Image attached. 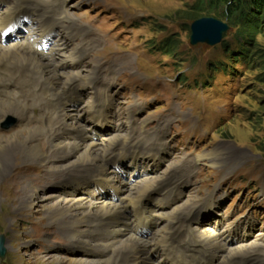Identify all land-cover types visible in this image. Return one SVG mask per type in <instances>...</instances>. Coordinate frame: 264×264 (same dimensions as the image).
<instances>
[{
  "label": "rangeland",
  "instance_id": "1",
  "mask_svg": "<svg viewBox=\"0 0 264 264\" xmlns=\"http://www.w3.org/2000/svg\"><path fill=\"white\" fill-rule=\"evenodd\" d=\"M54 1L32 2L31 7L49 6ZM207 1L67 0L62 10L68 7L74 14L73 22H69L83 31L76 33L66 48L81 45L86 54L83 62L71 58L66 64L68 70L85 66L92 74L97 73L95 80L101 94L96 99L102 96L112 109H119V114L113 115V128L99 130L98 135L117 129L131 138L136 134L152 138L154 131L159 133L162 129L160 142L168 153L162 162L157 160L154 174L160 171L157 175H162L172 168L171 180L185 182L178 189L177 203L167 211L190 202L208 220L203 221V227L220 233L224 240H229L228 245L256 239L264 243V31H258L252 42L244 46L246 60H229L223 42L230 50L239 47L232 37L236 27L226 18L193 10L201 4L207 7ZM209 17L230 25L222 43L215 47L202 43L191 46L192 23ZM226 60L230 68L224 72L217 62ZM106 61L110 63L103 64ZM87 92L82 93L80 101L85 110L94 89ZM17 99L23 107L27 105L26 120L21 122L16 114L7 115L0 122V135L9 137L17 133L25 139L29 133L25 134V130L35 125L43 127L48 119L44 120L30 107L35 100L30 90L24 88ZM41 106L54 109L50 100L43 101ZM89 117L86 110L82 126L88 132ZM128 120L137 121V129L129 131L132 125L129 122L127 129ZM90 125L93 126L92 119ZM188 129L199 133L202 139L195 138L193 142L192 136L187 143L183 142L181 134ZM40 142L47 154L48 141L41 138ZM166 149L160 155L164 156ZM207 154L213 156L216 164H211ZM198 155L206 157L195 163ZM33 160L19 157L0 176V237L5 239L6 250L0 264H82L84 259L92 260L89 252L69 249V239L61 228L63 223H51L48 214L56 203L60 178ZM144 164L137 171L151 169ZM26 165L31 166L22 168ZM117 169L121 179L117 178L123 180L121 190H126L132 181L129 171L122 170V166ZM34 192L44 201L35 200L33 206H20L15 212L17 200ZM60 194L64 195L62 191ZM208 197L212 198L211 206L204 204ZM203 209L207 211L205 216ZM258 250L262 254L264 249Z\"/></svg>",
  "mask_w": 264,
  "mask_h": 264
},
{
  "label": "bare ground",
  "instance_id": "2",
  "mask_svg": "<svg viewBox=\"0 0 264 264\" xmlns=\"http://www.w3.org/2000/svg\"><path fill=\"white\" fill-rule=\"evenodd\" d=\"M43 1L46 0H0V122L15 114L21 122L26 120L27 105L23 107L17 99L24 88L35 95L30 107L48 119L43 127L35 125L25 130V134L29 132L25 139L17 133L0 135V176L24 156L60 178L61 187L48 217L51 223H63L69 249L89 252L92 260L84 259L82 264H264V250L262 254V249L258 250L264 249L262 240L228 245L229 240L220 233L203 227V221L208 220L201 217L202 211L196 205L184 202L167 211L174 218L164 211L176 201L171 197L172 189L178 190L184 181H169L172 168L162 175H157L160 171L154 174L157 160H162L160 153L165 151L160 142H153L158 132L154 131L152 138L139 134L131 138L117 129L98 135V128L110 122V106L103 108L93 98L86 106L93 126L89 132L84 129L86 110L80 101L83 92H97L95 74L85 66L68 70L66 63L71 58L82 60L84 51L81 47L66 48V38L80 31L69 22H73L74 14L68 7L62 10L67 0L31 7L32 2ZM44 8L56 11L46 15ZM58 17L69 25L53 23ZM57 31L60 35L54 37ZM50 40L54 46L45 47ZM37 100L41 104L52 101L54 111L43 109ZM40 137L50 145L47 154ZM204 157L198 155L194 162ZM207 158L216 164L213 156L207 154ZM143 161L151 163V169L137 171ZM120 166L129 171L132 179L126 190H121ZM22 197L17 200L15 212L20 206H33L35 200L44 201L36 192ZM207 199L204 204L211 206ZM3 202L6 203L4 199ZM203 212L205 216L207 211ZM193 222L198 226L193 227Z\"/></svg>",
  "mask_w": 264,
  "mask_h": 264
},
{
  "label": "trees",
  "instance_id": "3",
  "mask_svg": "<svg viewBox=\"0 0 264 264\" xmlns=\"http://www.w3.org/2000/svg\"><path fill=\"white\" fill-rule=\"evenodd\" d=\"M205 4L208 9L201 4V6L197 5L193 10L196 12L198 10L197 14L202 11L208 13V15L226 18L229 24L236 27V32L232 34V37L239 47L235 50L227 49L228 44L225 41L223 42V47L229 60L233 62L240 61L247 49L244 46L248 42H252L254 34L258 33V31H264V26H261L264 25L261 24L264 23L262 22L264 21V0H208ZM243 59L246 60V57ZM217 63H220L218 66L224 72L230 68L228 67L230 65L228 60Z\"/></svg>",
  "mask_w": 264,
  "mask_h": 264
},
{
  "label": "water",
  "instance_id": "4",
  "mask_svg": "<svg viewBox=\"0 0 264 264\" xmlns=\"http://www.w3.org/2000/svg\"><path fill=\"white\" fill-rule=\"evenodd\" d=\"M191 36L190 44L196 45L199 43L208 46H215L222 41L223 34L229 30L226 23H222L214 18H201L194 21L190 27ZM5 242L4 237H0V257H4L6 250L3 247Z\"/></svg>",
  "mask_w": 264,
  "mask_h": 264
}]
</instances>
